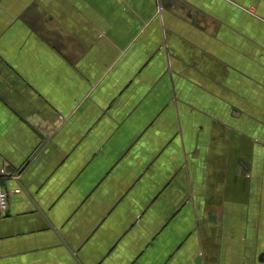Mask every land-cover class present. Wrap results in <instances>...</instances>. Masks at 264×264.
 Here are the masks:
<instances>
[{
	"label": "crops",
	"instance_id": "1",
	"mask_svg": "<svg viewBox=\"0 0 264 264\" xmlns=\"http://www.w3.org/2000/svg\"><path fill=\"white\" fill-rule=\"evenodd\" d=\"M0 264H264V0H0Z\"/></svg>",
	"mask_w": 264,
	"mask_h": 264
},
{
	"label": "built area",
	"instance_id": "2",
	"mask_svg": "<svg viewBox=\"0 0 264 264\" xmlns=\"http://www.w3.org/2000/svg\"><path fill=\"white\" fill-rule=\"evenodd\" d=\"M7 175L5 169L0 166V216L4 215L8 211L10 196L13 193L19 192V190L7 191L2 187V179Z\"/></svg>",
	"mask_w": 264,
	"mask_h": 264
}]
</instances>
